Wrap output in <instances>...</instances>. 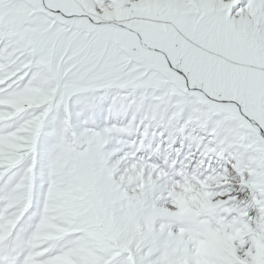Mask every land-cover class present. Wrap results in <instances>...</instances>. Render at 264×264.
Here are the masks:
<instances>
[{
	"label": "snow or ice",
	"instance_id": "1",
	"mask_svg": "<svg viewBox=\"0 0 264 264\" xmlns=\"http://www.w3.org/2000/svg\"><path fill=\"white\" fill-rule=\"evenodd\" d=\"M0 264H264V0H0Z\"/></svg>",
	"mask_w": 264,
	"mask_h": 264
}]
</instances>
